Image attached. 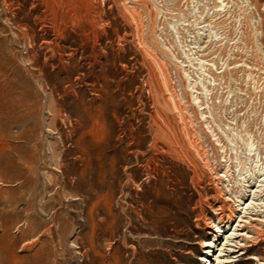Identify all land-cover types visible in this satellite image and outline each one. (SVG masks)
I'll list each match as a JSON object with an SVG mask.
<instances>
[{"label":"rangeland","instance_id":"1","mask_svg":"<svg viewBox=\"0 0 264 264\" xmlns=\"http://www.w3.org/2000/svg\"><path fill=\"white\" fill-rule=\"evenodd\" d=\"M47 10L0 0V264H264V0Z\"/></svg>","mask_w":264,"mask_h":264},{"label":"bare ground","instance_id":"2","mask_svg":"<svg viewBox=\"0 0 264 264\" xmlns=\"http://www.w3.org/2000/svg\"><path fill=\"white\" fill-rule=\"evenodd\" d=\"M11 1V0H10ZM35 2V1H34ZM41 2V1H40ZM42 2H43V4L45 3L46 5H47V8H48V10L47 11H49L51 14H53V17H54V15L55 16H58V17H60V16H62V14H63V12L65 11V10H67L68 9V7L73 3V0H42ZM5 3V10L6 11H10L11 10V8L13 7L12 5V3H8L7 1L6 2H4ZM36 3V2H35ZM37 4H39V3H37ZM36 5V4H35ZM4 6V5H3ZM39 5H37L36 7L37 8H39L38 7ZM43 6V5H42ZM35 7V8H36ZM44 12H46V11H44ZM11 13H14L12 10H11ZM48 13V12H47ZM44 14V13H43ZM49 15V14H48ZM52 18V17H51ZM56 18V17H55ZM56 23V22H55ZM163 70V69H162ZM163 73V72H162ZM164 74V73H163ZM164 78L165 77H163V80H164ZM167 78V77H166ZM162 82H164V81H162ZM156 90H158V89H156ZM170 106L172 107V108H175L176 110H178V112H179V114H180V117H181V119L183 120V121H185L186 120V117L184 116V114L182 113V108H181V106H180V103L178 102V100L175 98V96L174 95H170ZM177 120V119H176ZM176 120H174V119H168V118H164V124H165V126L167 127V129L170 131V135H168V137L169 138H173L174 139V143L173 144H176V145H181V144H184V142H183V138L180 136V133H179V125H177L176 124ZM158 128H159V130H162V131H164V129L162 128V127H160V126H158ZM182 134H184V132L182 133ZM172 139V140H173ZM171 142H172V140L171 139H169ZM185 140V139H184ZM203 154V153H202ZM202 156V155H201ZM251 159H246L245 160V162H244V164H243V168H242V173L243 174H246L247 175V173H248V166H249V161H250ZM256 160V163L259 161L258 159H255ZM258 160V161H257ZM249 162V163H248ZM256 167V166H255ZM194 169H196V168H194ZM196 171V170H195ZM213 191V190H212ZM202 192V191H201ZM203 193H204V191H203ZM201 195V194H200ZM204 196V195H203ZM206 196V195H205ZM202 197V196H201ZM221 202H223V201H221ZM224 203V202H223ZM208 204V203H207ZM227 204V203H226ZM226 204L224 203L223 204V206H221V208L219 209H217L216 211H221V215L222 216H224V213L226 212V208H227V206H226ZM209 205V204H208ZM207 205V206H208ZM244 206V205H243ZM209 207H210V205H209ZM219 207V206H218ZM247 208H248V206H246V207H244V208H241V210H243L244 212H243V214L245 215V213H246V210H247ZM228 210H229V214L227 215V224H230V226H232L234 223H231V221H230V218H231V214L233 213L232 212V208L231 207H228ZM201 211V210H200ZM219 211V212H220ZM218 214V213H217ZM205 218H206V220L208 221V222H210L211 223V220L213 219L210 215H205ZM240 218H242V217H240ZM219 220V223H220V219H218ZM222 222V221H221ZM251 224V220H249V221H247V222H244V224ZM4 229V228H3ZM216 229L218 230V227H216ZM5 230V229H4ZM230 230H231V228H230ZM234 230V229H233ZM232 230V231H233ZM6 232V231H5ZM4 232V233H5Z\"/></svg>","mask_w":264,"mask_h":264}]
</instances>
